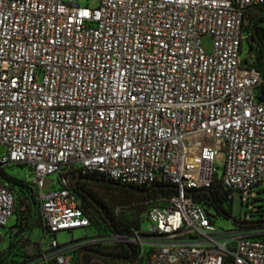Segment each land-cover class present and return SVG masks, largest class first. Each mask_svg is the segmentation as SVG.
<instances>
[{
  "label": "built area",
  "instance_id": "obj_1",
  "mask_svg": "<svg viewBox=\"0 0 264 264\" xmlns=\"http://www.w3.org/2000/svg\"><path fill=\"white\" fill-rule=\"evenodd\" d=\"M261 9L264 0H0V169H31L43 230L39 255L23 264H73L75 250L107 240L73 188L87 176L176 188L150 202L146 229L109 238L135 248L132 264H264V229L221 228L187 196L219 182L243 199L264 184L254 42L243 60ZM16 207L0 179V228ZM75 230L85 236L57 241Z\"/></svg>",
  "mask_w": 264,
  "mask_h": 264
},
{
  "label": "trees",
  "instance_id": "obj_2",
  "mask_svg": "<svg viewBox=\"0 0 264 264\" xmlns=\"http://www.w3.org/2000/svg\"><path fill=\"white\" fill-rule=\"evenodd\" d=\"M260 12H264V9L259 10L251 15L250 18L252 23L251 29H248V33L250 34L251 38L254 42V48L252 54L254 55L253 66L256 67L258 71L261 72L264 78V26L261 25L258 16L256 15ZM250 38V39H251ZM13 167V166H12ZM0 179L6 182L10 188L15 192L16 199H17V207H16V214L15 218L17 220L16 226L14 229V234L12 232L11 239L12 241L8 245V247L0 252V264H6L8 260L13 255V250L15 248V243L24 236L25 234H29L32 237V232L34 229L38 228L42 232V225L39 219V212H38V203L36 200V196L32 187L27 183L25 180L20 179L16 176H12L6 169H0ZM85 179H97V182L103 183L104 186H99L107 190L114 191L118 194L113 198H110L107 203L100 201L98 196L93 193L89 188L87 189L89 194L99 201L100 206L103 208L102 212H97L94 210L88 209L89 207L85 205L82 201L83 206L86 212L90 215L91 223L93 228L96 230L98 235L106 237L107 239L112 238L114 236H127L132 234L134 229H140L145 224V217L142 224L139 220L136 219H127L120 216V212H114V208L117 206H125L127 208H132L140 211V213H146L151 201H156L160 198H166L177 194V190L172 185H155L150 188H141L136 186H128V185H121L119 187L109 186L112 181L107 180L103 177L99 176H87L82 177L77 182V185L80 188H83V181ZM159 186V189H155L150 191L152 188ZM130 187L131 189H129ZM74 188V186H73ZM75 190V188H74ZM81 190V189H80ZM141 191V192H140ZM75 192L80 197L78 191ZM148 192V193H146ZM18 193L22 199V205L24 207L23 211L18 214ZM161 193V197L155 200H148L145 201L146 209L141 207H137V205L133 204V199L135 197L138 198H148L152 195ZM187 196L191 197L196 203L201 204L208 216L214 219V216L210 213L212 209H215L217 212L222 214L227 218H231L232 216V200L233 198L230 197V194L222 187L219 182H215L209 188H202V189H192L187 191ZM264 210L259 211L257 213L258 219L255 221H244V222H236V224L242 225L243 228L246 229H264ZM253 215V214H252ZM110 232V235L103 234L102 230ZM10 232V231H9ZM10 232V233H11ZM129 233V234H127ZM111 240V239H109ZM115 243V242H114ZM119 244L122 248L119 252H113L110 250L102 249L103 245L98 244L96 250H93L96 253L101 254L102 256L86 252L84 256V264H90V262L94 259L98 261L99 264H132L135 255V248L132 245H128L126 243ZM101 246V248H100ZM82 253V251H81ZM92 257L90 261H87V257ZM74 264V260H73ZM80 264H81V256H80Z\"/></svg>",
  "mask_w": 264,
  "mask_h": 264
},
{
  "label": "rangeland",
  "instance_id": "obj_3",
  "mask_svg": "<svg viewBox=\"0 0 264 264\" xmlns=\"http://www.w3.org/2000/svg\"><path fill=\"white\" fill-rule=\"evenodd\" d=\"M81 6H88L89 8H95L99 4V0H77ZM256 15L258 16V19L261 23V25L264 26V12H260ZM252 19V18H251ZM252 21L247 22L246 28L251 29ZM203 48L206 52H209L211 49V39L205 38L203 40ZM250 48V41L247 40L244 44L243 48V60H247L250 56L249 53ZM6 153V148L2 145H0V158L3 157ZM225 163V153L223 151H220L215 159V166L219 169V174L221 175V171L223 169ZM6 170L12 175L16 176L20 179L26 180L32 178V172L29 167L24 166H13L8 167ZM43 190L45 192H50L54 185H57L58 179L57 176L52 175L49 177H46L43 182ZM93 193H95L100 201L107 203L110 198H113L115 196H118L117 193L111 190L104 189L102 187L98 186H89L88 187ZM161 193L152 195L148 198H138L135 197L133 199V204L137 205V207H141L143 209H146L145 201L148 200H155L159 197H161ZM22 197L20 196V193H18V214H20L24 207L22 205ZM128 207V206H127ZM124 205L123 206H117L114 208V212H120V216L127 219H136L139 220L140 223L144 221L145 214L140 213L139 210L127 208ZM264 210V184L257 187L255 190H253L250 193H246L242 198L235 197L232 200V216L231 218H227L217 212L215 209H212L210 213L214 216V220L216 221V224L224 229H232L237 224L234 222H244V221H255L258 219L257 213L259 211ZM118 212V213H119ZM264 212V211H263ZM253 214V215H252ZM234 220V221H233ZM16 218H12L8 221V224L6 226V229L0 228V236H2L0 240V252L5 250L12 239L10 238L12 235V232L14 234V229L16 226ZM147 224L143 226L144 229L147 228ZM102 230V229H101ZM11 233H10V232ZM105 235H110L111 233L108 231H105L104 229L102 231ZM129 234V233H127ZM43 236V232L36 228L32 232V237L27 233L24 236H22L18 242L15 243V248L13 250V255L10 258V260L7 261L6 264H23L24 262L28 261L30 258L35 257L39 255L40 253V246L37 244L41 240ZM85 236V231L83 230H75L74 232H61L57 235V241L61 244L69 243L72 240H77L80 238H83ZM5 242L7 243V246H5ZM48 242V240H47ZM103 245L102 249L110 250L113 252H119L122 250L121 246L114 243L113 241H109V239L105 240L101 243ZM92 247H99V245H93ZM101 248V246H100ZM86 253H84V256ZM80 256H81V249L75 250L73 252V260L74 264H80ZM92 257H87V261H90ZM98 263V262H97Z\"/></svg>",
  "mask_w": 264,
  "mask_h": 264
},
{
  "label": "flooded vegetation",
  "instance_id": "obj_4",
  "mask_svg": "<svg viewBox=\"0 0 264 264\" xmlns=\"http://www.w3.org/2000/svg\"><path fill=\"white\" fill-rule=\"evenodd\" d=\"M83 188H80L82 192H85V194L79 192L80 199L85 203L86 206H88L90 210H94L97 212H102L103 208L100 206L99 201L97 199H94L88 192V187L91 186H104L103 183L97 182V179H85L83 182ZM113 184L120 185L119 183L116 182H111V184H108L109 186H114L117 187ZM110 241V240H109ZM96 247H85L81 249L82 252H87V251H93L96 250Z\"/></svg>",
  "mask_w": 264,
  "mask_h": 264
},
{
  "label": "water",
  "instance_id": "obj_5",
  "mask_svg": "<svg viewBox=\"0 0 264 264\" xmlns=\"http://www.w3.org/2000/svg\"><path fill=\"white\" fill-rule=\"evenodd\" d=\"M250 42L251 43H253V39L251 38L250 39ZM251 50V48H249V51ZM79 181V179H74L73 181H72V184H73V186H74V188H75V190L76 191H78V192H81V193H83V194H85V192H82L80 189H79V187H78V185H77V182ZM113 185H115V186H117V187H119L120 185H117V184H113ZM129 189H131L130 187H128ZM160 187L159 186H157V187H154V188H152L150 191H153V190H155V189H159ZM141 192V191H140ZM146 193H148V192H146ZM234 221V220H233ZM235 222V221H234ZM236 223V222H235ZM87 252H89V253H93V254H96V255H99V256H102L101 254H99V253H96V252H94V251H87ZM84 253H86V252H82L81 253V264H84Z\"/></svg>",
  "mask_w": 264,
  "mask_h": 264
},
{
  "label": "crops",
  "instance_id": "obj_6",
  "mask_svg": "<svg viewBox=\"0 0 264 264\" xmlns=\"http://www.w3.org/2000/svg\"><path fill=\"white\" fill-rule=\"evenodd\" d=\"M5 246H7V243L5 242Z\"/></svg>",
  "mask_w": 264,
  "mask_h": 264
}]
</instances>
